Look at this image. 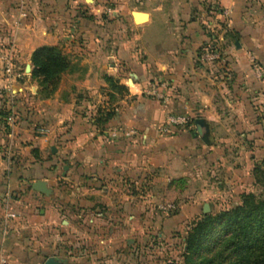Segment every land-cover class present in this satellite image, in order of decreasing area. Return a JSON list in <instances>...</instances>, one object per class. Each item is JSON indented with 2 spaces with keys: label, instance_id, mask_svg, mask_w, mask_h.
<instances>
[{
  "label": "rangeland",
  "instance_id": "obj_1",
  "mask_svg": "<svg viewBox=\"0 0 264 264\" xmlns=\"http://www.w3.org/2000/svg\"><path fill=\"white\" fill-rule=\"evenodd\" d=\"M102 1L106 7L100 13L101 16L108 21L123 19L124 22L117 29H125L124 34L130 36L132 28L126 20L125 12L120 11L116 17L113 15L115 6L121 0ZM127 1L131 7L133 0ZM197 2L202 7L199 15L208 35L198 52L197 62L207 70L220 68V71L215 70L218 77L213 76L209 81L215 82L211 85L218 89L217 85L221 81L228 83L227 78L230 75L232 77V70L227 69L230 62L226 59L225 47L230 44L239 46L242 39L240 33L229 28L233 11H237L241 21L264 29V0H234V7L227 6L222 0ZM86 12L88 11L83 14ZM121 24L127 27L122 28ZM108 29L114 32L115 28ZM112 32H108L106 46L108 66L116 64L113 42L115 33ZM70 45H49L60 48L69 60V67L61 74L57 90L64 73L73 66L67 54ZM10 50V46L0 45V64L2 63L6 72L10 63L12 73L9 75H13L14 60ZM247 50L254 76L249 84L251 92L241 90L242 95H237L238 92L233 90L238 99L246 100L245 106H237V99L235 103L225 101L219 92L218 109L224 123L216 126L215 134L210 131L207 139L202 138V131L196 133L197 141L191 142L186 150L179 152L178 149L176 154L168 155L166 163L147 166L141 161L138 171L128 169L121 173L117 169L121 164L104 159L103 164L111 167L110 172L105 173L99 169L91 172L85 170L86 156L83 147L77 150L75 157L71 156L70 146L76 139H47L48 145L42 155L35 140L32 137L27 139L24 144L29 148V155L25 157V162L35 164L42 161L51 164L47 182L52 192L50 195L40 192L42 195H39V207L34 210L39 214V232L35 229L36 225L28 220L17 224L22 242H30L32 237L38 238L39 264H45L51 256L63 264H199L203 258L215 252L214 239H210L204 249L189 258L188 237L203 216L217 215L236 208L242 204L246 195L256 201L264 200V89L261 90L258 83L264 82V58L256 54L252 44L247 45ZM33 53L28 70L29 88L24 90L26 92L17 90V93H0L10 101L5 109L14 117L12 122H24L28 130L39 136V125H48L50 119L39 121L35 104H39L40 100L55 99L57 90L48 97L47 91H39L41 77L33 75ZM211 56L214 57L209 58ZM256 68H260L261 74ZM106 81L108 85L102 89V98L99 92L90 94L89 89H76L73 91L74 95L65 89L64 98L71 99V96H75L77 102L74 114L93 120L101 138L106 137L107 141H112L115 139V129H111L114 124L112 122L115 114L120 112L119 101L126 95V90L121 88V79L116 75L108 74ZM65 82H70L69 77ZM157 84H161L160 79L148 83L146 96H155L150 91L152 87L157 88ZM235 88L237 87H233ZM92 99L94 106H89L88 102ZM161 99L162 97L157 98L158 101ZM106 113L114 114V118L105 122L103 119ZM169 116L159 127L161 134H167L170 125L190 127L196 124L191 118L185 123H171ZM43 121L47 124H42ZM68 125L67 122L62 126ZM132 135L141 134L140 131H133L124 136ZM87 140L89 139L81 138L76 141L81 144L83 141L87 143ZM51 145L57 147L55 153L52 152ZM60 149L63 153L59 152ZM65 166L69 167L65 169ZM33 173H29L30 181L40 177L39 171ZM31 184L32 182L28 183L27 193L37 194L32 190ZM43 209L54 211L53 221L51 217L48 219L49 223L41 221V216H45L41 213Z\"/></svg>",
  "mask_w": 264,
  "mask_h": 264
},
{
  "label": "crops",
  "instance_id": "obj_2",
  "mask_svg": "<svg viewBox=\"0 0 264 264\" xmlns=\"http://www.w3.org/2000/svg\"><path fill=\"white\" fill-rule=\"evenodd\" d=\"M222 1L227 6H235L234 0ZM105 7L102 0H0V45L10 46L14 60L13 75L7 74L0 64V92L17 93V90L23 92L29 88V63L32 53L40 46L71 44L67 54L73 65L64 73L56 98L35 104L39 121L50 119L48 125H39V136L28 130L24 122L15 124L12 122L14 117L10 119L9 115L4 119L0 115V264H39L38 238L22 242L17 224L28 220L39 232V214L34 210L39 207V195L42 194L33 188L37 194H28L27 188L30 182L47 180L51 164L25 162L29 155L25 145L27 139L35 140L42 155L48 145L47 139L88 138L87 143L82 142L83 146L76 140L70 146L72 157L83 147L85 170L99 169L108 173L111 167L103 163L104 159H109L121 164L117 168L121 173L128 169L138 171L141 161L147 166L166 163L168 155L176 154L178 149L179 152L186 150L191 142L197 141L195 134L202 131L197 124L190 127L170 125V131L161 134L159 127L170 114L182 115L194 122L203 118L215 134L216 126L225 121L219 113L217 94L220 92L225 101L232 103L237 99L235 104L243 107L246 100L238 99L237 95H242L241 90L251 92L249 84L254 76L247 57V45L252 44L256 54L264 58V53L260 52L264 51V29L241 21L237 11H233L229 28L240 33L242 39L239 46L229 43L225 47L226 59L230 62L227 69L232 70V77L227 78L228 83L221 81L217 89L211 85L215 82L209 81L213 76L218 77L215 70L220 71V68L207 70L197 62L198 52L208 39L199 15L202 7L197 0H133L131 7L127 0H121L113 15L116 17L120 11L125 12L132 28L130 36L124 34L125 29H117L123 19L108 21L101 16ZM84 11L88 12L83 14ZM137 13L146 16L138 19ZM121 27L127 26L121 24ZM108 28H115L114 32ZM108 32L115 33L116 64L110 67L106 47ZM108 74L118 76L126 90V95L119 101L120 112L112 122L111 129L118 133L112 141L101 138L93 120L74 114L75 96L64 98L65 89L71 92L89 89L90 94L99 92L102 98V89L108 85ZM68 77L70 82L66 83ZM155 79L161 80V84H157L162 97L160 101L156 95L148 97L145 93L148 83ZM258 83L263 90L264 82ZM233 90L238 92L237 95ZM9 104L10 101L0 93V111ZM88 104L94 106L93 99ZM67 122L69 125L63 127ZM42 124L47 123L43 121ZM133 131H140L141 135L124 136ZM61 149L59 152L63 153ZM38 171L40 177L30 181L29 173ZM11 212L17 213V217H8ZM41 213L45 214L41 216L43 223H49L50 217L53 221L52 209H43Z\"/></svg>",
  "mask_w": 264,
  "mask_h": 264
},
{
  "label": "trees",
  "instance_id": "obj_3",
  "mask_svg": "<svg viewBox=\"0 0 264 264\" xmlns=\"http://www.w3.org/2000/svg\"><path fill=\"white\" fill-rule=\"evenodd\" d=\"M33 60V75L41 77L39 91H47L48 97L57 90L61 74L69 67L67 55L57 46L43 45L34 51ZM0 115L4 119L9 116L5 108ZM112 118L114 114L106 113L103 120ZM210 239H214L216 250L199 264H264V200L246 195L236 208L204 215L188 237L189 258L204 249Z\"/></svg>",
  "mask_w": 264,
  "mask_h": 264
},
{
  "label": "water",
  "instance_id": "obj_4",
  "mask_svg": "<svg viewBox=\"0 0 264 264\" xmlns=\"http://www.w3.org/2000/svg\"><path fill=\"white\" fill-rule=\"evenodd\" d=\"M137 19V18H136ZM195 123L201 127L202 129V138L207 139L208 135L210 134V128L209 125L205 122L203 118H198L195 120ZM53 152H56V148L53 147ZM68 166H65V169H67ZM32 188L36 191L43 192L47 195H50L52 192V188L49 187L47 180L38 179L32 184ZM45 264H63L59 260H57L54 256H51L47 259Z\"/></svg>",
  "mask_w": 264,
  "mask_h": 264
},
{
  "label": "built area",
  "instance_id": "obj_5",
  "mask_svg": "<svg viewBox=\"0 0 264 264\" xmlns=\"http://www.w3.org/2000/svg\"><path fill=\"white\" fill-rule=\"evenodd\" d=\"M213 57L214 56H211L209 58H213ZM256 69H257V72L259 73L260 72V68H256ZM6 72L8 74L12 73V65L10 63L7 65ZM260 74H261V72H260ZM150 93H152L153 95H156L157 97H161V95L157 91L156 87H152ZM10 119H13V117H11ZM169 121L171 123H185V122L188 121V118L185 117V116H182V115H171V116H169ZM113 135L116 137L118 135V133L114 132ZM127 135H129V134H127ZM17 215H18L17 213L11 212V213L8 214V217L15 218V217H17Z\"/></svg>",
  "mask_w": 264,
  "mask_h": 264
},
{
  "label": "bare ground",
  "instance_id": "obj_6",
  "mask_svg": "<svg viewBox=\"0 0 264 264\" xmlns=\"http://www.w3.org/2000/svg\"><path fill=\"white\" fill-rule=\"evenodd\" d=\"M136 15H137V18H138V19H139V18H144V17L146 16V15L144 16V15L139 14V13H137Z\"/></svg>",
  "mask_w": 264,
  "mask_h": 264
}]
</instances>
